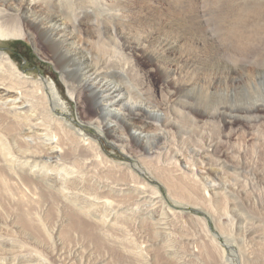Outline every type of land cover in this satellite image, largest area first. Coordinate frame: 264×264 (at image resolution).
Returning <instances> with one entry per match:
<instances>
[{
    "label": "bare ground",
    "instance_id": "bare-ground-1",
    "mask_svg": "<svg viewBox=\"0 0 264 264\" xmlns=\"http://www.w3.org/2000/svg\"><path fill=\"white\" fill-rule=\"evenodd\" d=\"M156 1L0 0V37L29 40L39 53L41 40L68 93L91 107V115L80 111L82 120L140 167L136 171L130 162H118L99 138L53 113L66 107L55 81H32L31 103L24 102L25 83L31 81L23 79L10 54L0 51V195L13 197L25 238H33L29 229L38 214L29 206L37 197L44 203L45 188L62 202L66 218L53 232L60 259L70 257L66 245L72 231L102 244L84 217L100 212L95 223L105 229L109 209L115 222L137 221L142 230L153 231L155 248L163 250L167 262L179 264L185 260L177 245L187 238L179 217L184 213L174 211L164 189L144 176L150 174L178 205L210 214L218 234L206 217L190 216L202 223L214 247L205 249L208 263L264 264V218L250 205L264 197L253 187L263 189L264 167L247 156L264 150V60L259 58L264 51L257 56L241 44L252 41L264 48V40L253 36L264 27V4L245 6L233 22L237 36L229 37L243 56L236 69L204 27L198 0L174 1L166 10ZM249 24L252 36L240 27ZM152 72L160 77L159 90ZM236 124L249 125L251 133L235 134ZM249 197L251 209L239 232L243 220L236 223L231 215Z\"/></svg>",
    "mask_w": 264,
    "mask_h": 264
},
{
    "label": "rangeland",
    "instance_id": "rangeland-1",
    "mask_svg": "<svg viewBox=\"0 0 264 264\" xmlns=\"http://www.w3.org/2000/svg\"><path fill=\"white\" fill-rule=\"evenodd\" d=\"M174 1L178 4L188 2V0H157L155 4L158 8L160 7L163 10H166L167 7H170V4ZM263 1L264 0H198L197 2V8L199 10L204 27L208 31L215 34L216 40L218 41V44L220 45L222 51L228 56V61L230 62V64L233 63L234 67L236 66V69L242 67V64H236V62L237 60H241L243 56L240 50L241 47L239 48V46L233 44L234 41L231 40L234 39L235 36H237L235 34L236 27L234 26L233 22L237 21V19L239 21L240 14L244 13L246 9L245 6L249 7L251 5L264 4ZM231 6H233L234 8ZM132 19H134V17L131 16L130 20ZM260 21L264 23V19ZM131 22H133V20ZM251 25L252 24L242 25L240 27H242L246 31L244 32L245 34H250V36H252L254 33L250 32ZM263 34L264 27L261 29L258 35H253L254 40L256 39V42L257 40L258 42L264 40ZM229 36L231 37V39ZM251 42L252 41L246 40L242 41V47L252 50L253 54L255 55H257L258 53L257 56H259L264 51L263 46H254V43L251 44ZM38 43L41 50L40 53L36 51L32 42H30L29 40L17 38L5 39L0 37V51H5L10 54L23 72V79L31 81L25 83V86L28 85L25 87L28 91V97H25V93L22 100L26 103H31V95L29 96V94L31 93L30 90L32 88V84L30 83H32V81H55L62 89L64 97L66 98V107H57L53 110V113L57 117L65 119L66 121H68V123H72L73 126H75L77 129H85V132L88 133V135L99 138L102 147L107 154H109L118 162H124L128 165L131 163L132 168L137 171V168L140 167L137 165V161L135 158L130 156V154L123 152L108 136H106L105 134L101 135L99 133V130H97L93 125H90L82 120V118L80 117V111L84 116L91 115V107H89L88 105L79 104L74 98L71 97L70 93H68L69 91L67 90L65 83L62 80L60 71L55 67L50 59L47 47L44 45V43H42L41 40H39ZM259 58L264 60L262 57ZM151 79L154 82L156 88L159 90L161 86L160 77L152 72ZM231 129H233L235 134H250L252 130L249 125L245 124L241 125V127L236 124ZM226 130H229V128L227 127ZM247 156L253 159L254 163L258 162V166L264 167V150L258 153V155L248 153ZM253 156L257 157V161H255ZM3 172L5 171L3 170ZM144 176L149 182H151V184L158 185L160 186V188L164 189L163 193L165 194L166 198L168 199L169 205L172 206L174 211L178 213H184L179 215L181 221L185 224L183 233H186L185 237L191 239L181 238L180 240L179 238L177 240L178 249L185 258V260L179 264H210L206 261L207 259L205 254L206 248L213 247L211 244H209L210 238L206 236V233L204 232L202 227V223L198 224L190 218V216L197 217L198 215L200 217H206L209 222L210 230L212 229V233L218 234V231L217 233H215L216 229L214 227V224L212 223L210 214H208L201 208L197 209L193 206L178 205L172 198L169 197L167 189L164 187L163 183H160L159 180L157 181V179L153 178V176H151L150 174H146ZM28 187L30 192L33 193V191L35 190V186L33 184H30L28 185ZM253 187L255 192L264 191V187L262 189L261 185L258 188L257 186ZM253 187L251 186L252 190ZM14 189L17 190L16 187H14ZM40 190V188L36 189V191L38 192ZM44 191H46L47 194L44 197L48 200L46 201L44 199L43 203L41 202V199L37 197L29 206L30 208H32L30 210L36 209V212L38 211V214L36 215L33 222L34 229H29L31 230L32 237L35 238L38 242L32 240L33 238L31 237L25 238L23 234L19 232L18 226H20V221H16L15 215L12 210L14 208L13 197H10L5 193L0 195V264H171L167 262L163 250L155 248L157 239H155L156 237L154 236L153 231H147L144 229L142 230L137 221H135L134 223H132V221L126 223H117L114 219H111L115 213L109 209L106 211V213L110 214V217L108 216V219H106L107 221L105 229H101V225L95 223H98L97 220L99 219L98 215L100 214V212L99 214L98 212L92 213L93 218H96L95 221L93 218L84 217L86 223L91 225V229L88 228L89 231L94 233L97 237L99 236L103 240V245L98 244L96 239H93V241H91L90 239L81 238V233L79 231H72L73 240H71L66 245L67 253L70 254V257L68 259H60L57 253L59 247L55 246L57 239L53 237V232L56 230L60 222L63 221V219H65L66 217L63 214L62 207L61 209L59 207V205L61 206L60 203L62 202L57 201L55 198L53 199V197L50 196L47 188H45ZM256 199L258 198L256 197ZM252 201V197L242 200L243 205L238 207V211L236 210V212L231 215V220L235 219L234 221L236 223L240 222V219L243 220L242 222H240L241 229L239 232L243 230V217H247V209H251L249 208L248 204H250ZM262 204H264V197H262L259 202H256L255 205H253L252 203L250 205L252 207L251 211H253L255 215H261L264 218V206ZM184 220H188L187 223H185ZM227 221L228 219L226 220V222ZM175 229L176 232L180 230V228L177 227ZM187 233H189L190 237ZM222 240L224 241V238ZM75 246H78V249L76 251H73V248ZM146 249H148V252ZM192 250L196 255L190 254ZM227 251L229 252L230 249H227ZM188 254H190V256Z\"/></svg>",
    "mask_w": 264,
    "mask_h": 264
}]
</instances>
